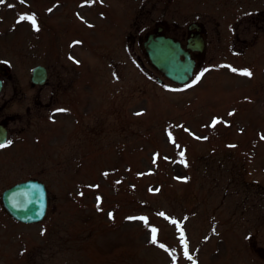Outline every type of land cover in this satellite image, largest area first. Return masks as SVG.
Here are the masks:
<instances>
[{"label": "rangeland", "instance_id": "rangeland-1", "mask_svg": "<svg viewBox=\"0 0 264 264\" xmlns=\"http://www.w3.org/2000/svg\"><path fill=\"white\" fill-rule=\"evenodd\" d=\"M258 6L4 0L0 264H264V35L245 43ZM33 14L38 30L20 20ZM192 21L204 26L205 48L179 83L144 41L162 25L185 44ZM37 64L44 84L31 80ZM27 178L49 194L32 223L2 203Z\"/></svg>", "mask_w": 264, "mask_h": 264}, {"label": "water", "instance_id": "water-1", "mask_svg": "<svg viewBox=\"0 0 264 264\" xmlns=\"http://www.w3.org/2000/svg\"><path fill=\"white\" fill-rule=\"evenodd\" d=\"M161 29L160 26L158 31ZM190 40L185 48L180 40L172 36L150 33L144 45L153 64L166 76L177 82H186L192 77L196 64V59L191 55V49L204 48L202 36L196 39V46H193ZM0 70L5 72L3 63H0ZM47 77L48 73L44 65L38 64L32 69L31 78L34 83L43 84ZM1 89L2 80L0 79ZM7 137L8 128L0 123V143L5 142ZM2 202L17 220L36 222L43 219L47 212L48 191L43 181L28 178L5 188L2 192Z\"/></svg>", "mask_w": 264, "mask_h": 264}, {"label": "flooded vegetation", "instance_id": "flooded-vegetation-1", "mask_svg": "<svg viewBox=\"0 0 264 264\" xmlns=\"http://www.w3.org/2000/svg\"><path fill=\"white\" fill-rule=\"evenodd\" d=\"M254 1H258V13L255 14L254 10H251V16L249 17L248 24H249V32H250V38H247L245 41L246 43V48L250 49L252 46L256 44V41L254 38H256L258 33H262L264 35V0H250L251 4H254ZM196 21H192L188 25V36L186 38V43H183V46H186L190 40L191 44L193 46H196V39H199L200 36H204V26L200 23H195ZM195 25H192L194 24ZM158 29V28H157ZM256 31V32H255ZM151 33H155V35L165 33L164 28L161 29L160 31L154 30L151 31ZM255 33V34H254ZM201 34V35H200ZM204 46H205V41H204ZM197 52H203V50L198 51V50H192L191 53L194 56L195 53ZM0 123H5L4 121L0 120ZM6 124V123H5Z\"/></svg>", "mask_w": 264, "mask_h": 264}, {"label": "snow or ice", "instance_id": "snow-or-ice-1", "mask_svg": "<svg viewBox=\"0 0 264 264\" xmlns=\"http://www.w3.org/2000/svg\"><path fill=\"white\" fill-rule=\"evenodd\" d=\"M4 3V0H0V4H3ZM50 11V10H49ZM20 20H29V21H31V24H32V26H33V28L34 29H36V30H38V27H37V23H36V18H35V15L33 14V15H30V16H21L20 17ZM78 43V42H77ZM232 71H237L236 69H232ZM241 74L242 75H245V76H251L252 75V73L249 71V70H247V69H245V70H241ZM199 79V77H197V80ZM196 81H193V83H195ZM58 111H65V110H63V109H59ZM230 115H231V113H229ZM137 115H139V113H137ZM216 123H218V121L216 120V119H214L213 121H212V124L213 125H215ZM170 135V134H169ZM262 138H264V137H262ZM9 144L11 143V141H9L8 142ZM4 147H6V145L4 144V143H0V148H4ZM183 155H184V153L183 152H181L180 153V156L181 157H183ZM181 162L183 163L184 161L183 160H181ZM99 202H100V197H97V203H98V210H99ZM160 215H164L163 213H160ZM111 216H112V214L111 213H109V217L111 218ZM128 219L129 220H143V221H145V223H147V218H145V217H128ZM173 223H176V221H172ZM151 232H152V236H151V243H153V244H155L156 243V232H157V229H155V228H152L151 229ZM181 237H183V232H181ZM160 247H164V245L163 244H161L160 245ZM185 255L187 256L188 255V252H187V248H185Z\"/></svg>", "mask_w": 264, "mask_h": 264}]
</instances>
